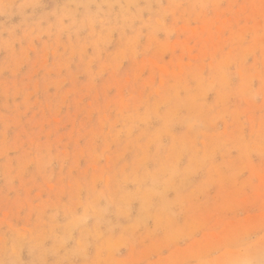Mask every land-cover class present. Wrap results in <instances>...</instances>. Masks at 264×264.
Listing matches in <instances>:
<instances>
[{"label": "rangeland", "instance_id": "1", "mask_svg": "<svg viewBox=\"0 0 264 264\" xmlns=\"http://www.w3.org/2000/svg\"><path fill=\"white\" fill-rule=\"evenodd\" d=\"M0 264H264V0H0Z\"/></svg>", "mask_w": 264, "mask_h": 264}, {"label": "bare ground", "instance_id": "2", "mask_svg": "<svg viewBox=\"0 0 264 264\" xmlns=\"http://www.w3.org/2000/svg\"><path fill=\"white\" fill-rule=\"evenodd\" d=\"M146 129V128H145ZM231 142V141H230ZM153 143V142H152ZM167 197V196H166ZM133 207V206H132ZM152 208V207H151Z\"/></svg>", "mask_w": 264, "mask_h": 264}]
</instances>
